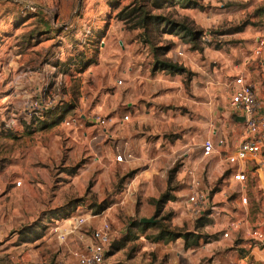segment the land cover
Instances as JSON below:
<instances>
[{
    "label": "rangeland",
    "instance_id": "374dc122",
    "mask_svg": "<svg viewBox=\"0 0 264 264\" xmlns=\"http://www.w3.org/2000/svg\"><path fill=\"white\" fill-rule=\"evenodd\" d=\"M174 1L0 0V127L7 118L19 117L25 102L39 90L46 89L47 98L74 96L82 83L77 74L99 55L108 64L121 59L124 70L141 66L140 76L134 71L127 72L128 80L114 76L135 96L142 90L137 77L151 80L153 70L172 88L161 105L156 104L163 98L155 99L159 86L144 90L149 92V157L164 160L153 182L157 198L140 188L135 180L138 170L126 165L112 172L104 169L98 180L99 169L89 166L82 142L56 139L60 136L53 126L61 124V111L42 121H21L14 133L1 130L0 178L9 175L13 182V174L41 171L50 173L51 181L39 178L33 183L27 207L32 210L41 202L45 209L30 227L13 219L10 229L0 231V264H23L24 253H33L39 264H78L77 254L85 249L89 234H83V240L72 234L60 243L48 231L56 223L68 230L72 221L67 219L81 213L87 220L81 231L97 228L104 220L110 226L111 243L103 264H241L244 258L243 264H264L246 255L239 232L227 240L219 233L228 211L244 219L242 229L264 230V164L247 174L242 193L246 203L241 205L239 185L217 187L228 166L218 158L210 164L202 161L206 127L204 122L196 125L195 113L208 106L199 104V96L205 95L216 113L215 138L227 125V149L240 140V115L228 106V82L242 73L264 94V65L251 57L255 42L264 39V0ZM149 16L156 21H149ZM40 23L49 33L41 32ZM163 63L181 71L162 70ZM187 133L189 144L170 152V145ZM89 167L88 177L84 172ZM194 167L209 173L214 219L196 221L186 210L185 171ZM168 234L186 236L189 244L197 239V244L187 248L183 238ZM257 246L264 248V243ZM8 247L14 248L11 254L4 253Z\"/></svg>",
    "mask_w": 264,
    "mask_h": 264
},
{
    "label": "crops",
    "instance_id": "0c3cea01",
    "mask_svg": "<svg viewBox=\"0 0 264 264\" xmlns=\"http://www.w3.org/2000/svg\"><path fill=\"white\" fill-rule=\"evenodd\" d=\"M37 14L41 16L39 13ZM40 26L44 27L42 23H40ZM106 60L107 59L99 55L97 60L93 62L87 61L84 64L82 72L77 74V77H81V85L79 86L78 90L75 89L73 91L75 93L74 96L72 93H67L64 95L67 97V103H65V105L57 111L62 112L64 115L63 119L78 112L83 114H98L99 116L108 119L107 125L101 128L92 123H86L85 128L79 130L76 128H65L61 122L59 126H53V131H58V136H60L56 137V139H60L62 137L64 141L78 140L82 142L83 146H85L87 157L91 162L89 166H94V169H99L98 172L100 173L98 175V180L99 177L103 176L104 169H108L110 172H112L117 167L126 165L133 170H138L137 175H135V180L139 179V182L141 183L140 188L147 191L150 198H157L159 191L157 190V193H154L153 182L157 179L158 172L160 171L164 160L162 161L161 157H149V92L145 93L144 90H147L149 87L153 88L154 86H159L157 88L158 96H156L155 93V99H163H161L162 102L160 103H154H157L156 105H161L166 101L164 99L172 88L170 83H168L167 78H162V73H158L159 71L153 70L151 72V80H149L146 75H143L144 78H142L144 82H142L141 77H137V81L140 84L139 86L142 87V90L141 92H136L135 96L132 92L131 94L128 91L126 88L127 84L123 85L122 83L121 86H118L114 76L121 75L124 80H128V73H131V71H134L135 75L140 76L139 71L141 66L138 69L128 68L127 70H124L121 59L117 62H114V64H108ZM127 82L128 85L131 84V81ZM159 93L161 94L159 95ZM198 100L199 104L208 106L202 108L203 110L200 109L199 111H195L197 114V119L199 120L196 125H198V123L200 124L201 122H204L206 133H204L203 138L215 141V135L217 131L216 113L213 111L214 109L211 108L212 106L210 101L208 104L206 103L205 95L199 96ZM125 116L128 117V121L124 122L123 117ZM239 123L240 121L237 120L238 125ZM193 127L195 128V126ZM227 127L228 126L226 125L225 128L221 129L220 134V138H225V140L229 134L227 133ZM158 128L160 131V127ZM189 134L190 133H187L186 135L182 136L181 141L177 140L175 143H173V145H170L169 151L172 152L173 148L179 144L186 147V145H188L190 142L188 137ZM119 151L126 155H130L131 159L123 163L115 162V157ZM185 157L190 159L189 155L187 154ZM217 158L218 157L212 156L207 158L206 161L210 164ZM90 170L91 167L88 168L87 172H84V175L88 177L92 175L91 173L89 174ZM199 172L200 175H202L203 172L209 175V173L205 170H199ZM37 173L38 175L34 174L33 172H20L19 174H13L16 177V180L13 182L11 181L9 175L7 179L0 178L1 232L5 231L3 230V227L9 228L11 226V223L15 221L13 219L18 220V222L16 221L17 224L27 226L26 228H28L35 221L34 217L36 214H43L45 208L40 204L41 202H38L36 207L32 210L27 207V202L29 199H32L28 195L33 193L31 191L34 185L33 183L39 178L45 183H50L51 181L50 173L41 171H38ZM72 181L73 179L69 180V182ZM18 182L20 185L16 186V183ZM36 198L37 195L33 198L34 203ZM8 204L10 206L13 204V208H9L7 211L5 206ZM14 205L16 207H14ZM226 214L229 215L228 217L233 215V213L230 211H228ZM9 216H11V220H8L7 217ZM248 234L249 230L246 227L243 229L241 227L238 235H240L243 239V244L241 246L242 249L245 250L246 255L251 257L254 263L264 261V248H259L260 246L258 247L256 244L251 245V243H244L251 241ZM21 245L23 246V243H21ZM7 249L8 251H5L4 253L9 252L11 254V249L14 248L8 247ZM36 259L37 257L33 253L31 255L24 253L21 256L23 264H39ZM244 260L245 258L240 260L241 264H243L242 262H244Z\"/></svg>",
    "mask_w": 264,
    "mask_h": 264
},
{
    "label": "built area",
    "instance_id": "2783aa9c",
    "mask_svg": "<svg viewBox=\"0 0 264 264\" xmlns=\"http://www.w3.org/2000/svg\"><path fill=\"white\" fill-rule=\"evenodd\" d=\"M31 11H36L30 7ZM264 53V39L257 40L251 51V57L259 61L258 65H264L262 58ZM249 59V58H248ZM250 60V59H249ZM248 60H245L247 63ZM122 81H118L120 86ZM228 89L231 90L228 106L237 111L240 115L242 131L238 143L228 150L225 138H216L215 141L206 139L201 147L202 160L209 157H218L228 166L226 173L220 176L217 185L221 190L224 185L236 184L240 186V204L245 205L246 199L242 196L244 185L247 182V174L253 172L264 164V94L257 92L254 85L248 78H243L240 73L228 82ZM67 103L66 96L47 98L46 89L37 91L32 98L23 105L19 117L11 116L3 121L1 130L4 132H16L21 127V121H42L45 116L56 112ZM123 121H128V117H123ZM86 123H92L98 127H105L108 119L98 114L76 113L62 120L65 128L84 129ZM226 148V149H225ZM131 156L123 152L115 157V162L123 163L130 160ZM198 168H187L185 171V186L187 194L184 204L188 215L196 221L212 219L215 211V204L211 200V190L209 189V175L205 172L199 174ZM207 183V185H206ZM20 183H16L19 186ZM217 193H214L215 195ZM219 214V212H215ZM96 217V216H95ZM220 217V216H219ZM214 219V218H213ZM67 220L72 221L68 230L60 227L58 223L51 226L48 231L49 237L55 238L58 242L64 243L67 237L76 234L79 240H83V234H89L88 244L85 249L77 254L78 264H103L106 257V250L111 243V230L109 224L104 220L97 228L90 231H81L86 225V219L81 214H77ZM244 223L240 217H226L220 222V237L223 240L229 239L231 235L237 234ZM249 239L256 245L264 243V230L253 229L249 231Z\"/></svg>",
    "mask_w": 264,
    "mask_h": 264
},
{
    "label": "trees",
    "instance_id": "16d2710c",
    "mask_svg": "<svg viewBox=\"0 0 264 264\" xmlns=\"http://www.w3.org/2000/svg\"><path fill=\"white\" fill-rule=\"evenodd\" d=\"M176 1H179V0H176ZM176 1H174V3H175V5L176 4H178ZM38 15V14H37ZM156 19L157 18H155V17H151V16H149V21H156ZM161 21H163L162 19H161ZM42 25H44V24H42ZM45 27H43V30H41L43 33H49V30H47L46 28L44 29ZM183 31H185V29L183 30ZM191 36H192V40H194L195 39V36H196V34L195 33H193V34H191ZM162 65V69H172L173 71H176V72H180L181 70L180 69H178V68H175V67H173V66H170V65H167V64H161ZM161 201L162 200H165V195H163L162 197H161V199H160ZM202 221V220H201ZM168 236L170 237V238H175V237H178V238H183L184 239V242H185V247H190V245H196L197 244V239L194 241V243L193 244H189L188 243V238L186 237V236H176V234H168Z\"/></svg>",
    "mask_w": 264,
    "mask_h": 264
}]
</instances>
